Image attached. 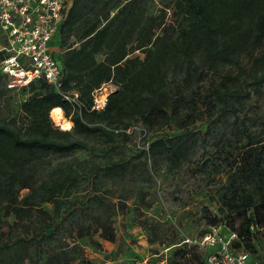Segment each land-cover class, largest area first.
I'll list each match as a JSON object with an SVG mask.
<instances>
[{"label":"trees","instance_id":"obj_1","mask_svg":"<svg viewBox=\"0 0 264 264\" xmlns=\"http://www.w3.org/2000/svg\"><path fill=\"white\" fill-rule=\"evenodd\" d=\"M173 3L174 20L166 23L164 15L143 14L137 0H118L113 10L99 14L72 0L59 28L60 89L43 78L32 81L20 88L27 92L17 111L0 118V236L6 237L0 239V264H83L80 238L97 232L115 240L113 206L95 181L113 176L125 163L102 166L78 158L76 151L87 147L81 136L113 144L130 134L126 130L134 121L146 131L173 125L176 134L146 142L141 153L155 161L164 157L174 169L200 135L198 120L230 115L243 128L233 132L240 148L217 189L224 214L204 208V217L210 226L236 231V246L256 256L253 234L264 229V133L251 132L239 110L264 85V0ZM70 35L75 38L67 43ZM99 53L103 58L97 59ZM107 82L117 88L103 109H92V92ZM2 85L6 78L0 73V99ZM74 91L81 108L65 98ZM57 106L70 128L51 120ZM205 165L197 168L203 171ZM82 180H89L92 190L77 202L70 196ZM92 203L102 212L85 209ZM142 225L146 228L147 220ZM148 239L158 238L151 233ZM204 256L197 244L177 246L169 264H203Z\"/></svg>","mask_w":264,"mask_h":264},{"label":"rangeland","instance_id":"obj_2","mask_svg":"<svg viewBox=\"0 0 264 264\" xmlns=\"http://www.w3.org/2000/svg\"><path fill=\"white\" fill-rule=\"evenodd\" d=\"M116 1L79 0V7L86 5L87 12L94 7L99 14L106 9L113 10L112 5ZM173 2L137 0V5L143 14L164 15L168 23L174 20ZM76 9L77 14L79 8ZM78 15H75V20ZM159 33L157 29L156 34ZM74 38L70 35L67 43ZM3 42L0 36V45ZM101 58L103 54H97V59ZM105 87L108 93L117 88L112 83H106ZM2 88L4 94L0 99V118L14 114L19 101L27 92V89L8 88L4 85ZM49 116L55 125L65 129L62 122L68 119L64 115L60 123H56L50 113ZM239 120H245V126L251 132L264 133V85L258 92H251L239 110ZM142 125L140 121H134L130 134L127 137L119 136L113 144L105 143L101 137H80L86 141L87 147L76 151L78 158L102 166L111 162L125 163L124 169H118L113 176L96 178L98 192L113 206L111 217L116 238L108 241L97 232L90 237L80 238L85 256L83 264H169L174 248L194 245L210 227L204 217V208L218 217L224 214L217 202V189L226 182V176L231 170L230 161L240 148V141L234 137L233 132L243 128L242 122L233 115L216 121L211 118L198 120L196 129L200 130V135L190 147L188 158L174 169H168L164 157L155 161L141 153V149L146 142L155 138L176 134L175 127L172 125L146 131ZM200 163L206 164L205 170L199 171L197 166ZM91 190L89 180H82L70 197L81 202L89 196ZM21 192L25 193L26 190ZM44 207L51 209V204L44 203ZM85 209L102 212L93 203ZM145 220L146 228L142 225ZM218 230L216 228L215 231ZM255 230L253 240L257 253L255 256L249 252V256L257 259L258 264H264V229ZM150 232L155 233L158 239L149 240ZM5 238V235L0 236L1 240Z\"/></svg>","mask_w":264,"mask_h":264},{"label":"built area","instance_id":"obj_3","mask_svg":"<svg viewBox=\"0 0 264 264\" xmlns=\"http://www.w3.org/2000/svg\"><path fill=\"white\" fill-rule=\"evenodd\" d=\"M70 3L71 0H0V36L4 40L0 45V73L8 88L25 87L43 78L60 89L63 72L58 59L62 49L59 28ZM105 84L92 92V109L104 108L109 92ZM65 98L79 108L84 106L76 91ZM239 241L236 231L220 224L210 226L195 244L205 251L203 264H257L248 251L236 246Z\"/></svg>","mask_w":264,"mask_h":264},{"label":"bare ground","instance_id":"obj_4","mask_svg":"<svg viewBox=\"0 0 264 264\" xmlns=\"http://www.w3.org/2000/svg\"><path fill=\"white\" fill-rule=\"evenodd\" d=\"M50 115L52 116V118L55 120L56 123H60L61 120L63 119L62 109L59 106L52 108L50 110ZM62 123H63L62 127L65 129L71 127V122L69 120Z\"/></svg>","mask_w":264,"mask_h":264},{"label":"crops","instance_id":"obj_5","mask_svg":"<svg viewBox=\"0 0 264 264\" xmlns=\"http://www.w3.org/2000/svg\"><path fill=\"white\" fill-rule=\"evenodd\" d=\"M58 50H59V47H58ZM61 51H62V49L60 48L59 52H61ZM107 84H109V83H107Z\"/></svg>","mask_w":264,"mask_h":264},{"label":"water","instance_id":"obj_6","mask_svg":"<svg viewBox=\"0 0 264 264\" xmlns=\"http://www.w3.org/2000/svg\"><path fill=\"white\" fill-rule=\"evenodd\" d=\"M112 91H114V90H112Z\"/></svg>","mask_w":264,"mask_h":264}]
</instances>
